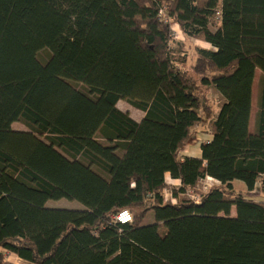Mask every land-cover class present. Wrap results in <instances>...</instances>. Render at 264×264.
Segmentation results:
<instances>
[{
	"label": "trees",
	"instance_id": "16d2710c",
	"mask_svg": "<svg viewBox=\"0 0 264 264\" xmlns=\"http://www.w3.org/2000/svg\"><path fill=\"white\" fill-rule=\"evenodd\" d=\"M175 25L212 47L194 48L197 85L170 47ZM207 119L201 157L180 158ZM167 174L181 186L166 191ZM206 177L220 184L200 204L181 199ZM258 184L264 0H0V264L4 252L31 264H264V204L247 197ZM61 199L84 209L47 206ZM124 210L133 221L120 224Z\"/></svg>",
	"mask_w": 264,
	"mask_h": 264
},
{
	"label": "rangeland",
	"instance_id": "374dc122",
	"mask_svg": "<svg viewBox=\"0 0 264 264\" xmlns=\"http://www.w3.org/2000/svg\"><path fill=\"white\" fill-rule=\"evenodd\" d=\"M210 28L212 31H216V29L218 28L217 27V21L212 20ZM171 31H172L173 35H172L170 47L174 53V56H175V58L177 57V60H179L181 58V55H183V53L185 54V58L187 59L188 63L184 67L181 65V69L186 70L187 73L189 74V77H190L191 81L193 82V84L197 85L199 82L198 81L199 77L192 70L193 64L195 62V58L193 56L194 55V48L197 45H199L200 47L205 48V49H212V47L208 44H205L204 42L196 41L195 39L187 38V36L184 35V33L182 32L180 27H172ZM37 58L42 64H46L51 58L50 50H48V49L41 50L40 52H38ZM177 66H178V64H177ZM120 106L122 109H129L130 111L135 113L137 116H139V115L141 117L143 116L142 111L137 110L136 108L132 107L127 101H121ZM135 114H134V117H136ZM26 131H27V129H26ZM193 140L191 142H189L187 145H185L183 148H181L180 154H179L180 158H183L184 151H188L189 155H191V156H196L198 145L196 147H194L195 145L192 146L191 144L193 143ZM93 142L96 144L97 147L99 145H101L102 143L105 144V142L103 140H101L99 138V136H98V139L93 140ZM202 183L203 182H200V184L197 186L198 187L197 191H195L193 189L195 191V193H199L198 191H200ZM240 184L241 183H239V182H235L234 183L235 189L237 191H241V190L244 191V189L242 187H240ZM170 185L171 184H167L166 191H170V188H171ZM167 195H169V193L166 192V196ZM247 197L249 199H252L254 201L261 202L262 204H264V186L258 184L254 191L248 193ZM181 199L190 201V198H187V197H181ZM48 205L50 208H56V209H69V210H72V209L73 210H76V209L83 210L84 209V206L82 204H80L79 202L70 201L67 199L52 200V201L48 202ZM232 216H236V209L235 208H233V210H232ZM152 220H153V215L150 214L147 222L151 223ZM4 258H5L6 262L11 263V264H31L28 262H24L19 257L15 256L13 254L7 253V252H4Z\"/></svg>",
	"mask_w": 264,
	"mask_h": 264
},
{
	"label": "crops",
	"instance_id": "0c3cea01",
	"mask_svg": "<svg viewBox=\"0 0 264 264\" xmlns=\"http://www.w3.org/2000/svg\"><path fill=\"white\" fill-rule=\"evenodd\" d=\"M261 78H262V73L260 70H257L256 78L254 80L253 90H252L253 101H252V115H251V121H250L251 133H254L256 130L257 116L259 113V102H260V96H261V84H260ZM209 91H210L209 98L212 101L216 102V105H217L216 109L219 112L220 107L224 103V98L214 88H210ZM120 102L118 103V108L124 112H128L131 115V117L133 119H135L137 122H140L144 118V112H143L142 117L140 115L137 116L135 113H133L129 109H122L120 106ZM134 114L136 117H134ZM25 128L26 127L21 123H14L12 125V129L15 131H26L27 128L26 129ZM212 138H213V135H212L211 129H210V122H209V119H207L206 122L203 123L201 128L197 131L195 138L193 140V143L191 144L192 146L195 145L194 147H196L198 145L196 156L189 155L188 151H184L183 156L184 157L200 158L201 154H202L201 145L210 142L212 140ZM213 180H215V179H213ZM215 181H217V180H215ZM166 183L171 184L170 186H173V187L181 186V182L179 180H173L169 174L166 175ZM242 188L244 189V187H242ZM47 206H49L48 203H47Z\"/></svg>",
	"mask_w": 264,
	"mask_h": 264
},
{
	"label": "built area",
	"instance_id": "2783aa9c",
	"mask_svg": "<svg viewBox=\"0 0 264 264\" xmlns=\"http://www.w3.org/2000/svg\"><path fill=\"white\" fill-rule=\"evenodd\" d=\"M166 10H167L166 8L162 9L160 16H164L166 14ZM220 16H221V12L217 11L216 12V18L218 19V18H220ZM165 22L171 23L172 21L170 19H165ZM173 27H179V26L175 25ZM200 182H203V183H202V186L200 188V191H198L199 193H195V191L193 189H187L184 193H180V197L190 198V201L194 202L195 204H200L202 201L203 195L208 193L212 187L220 184L219 181H215L211 177L203 178L199 181V184H200ZM176 202H177V199L174 198L172 200V203L175 204ZM116 221L120 224H127V223L132 222L133 217H132L131 212L128 210H124V211L120 212L116 216ZM7 253H10V252H7ZM10 254H12V253H10Z\"/></svg>",
	"mask_w": 264,
	"mask_h": 264
}]
</instances>
